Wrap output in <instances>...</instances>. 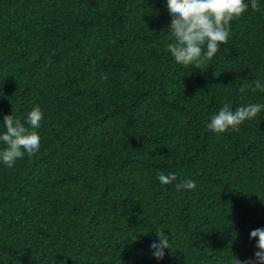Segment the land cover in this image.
<instances>
[{"label": "trees", "instance_id": "trees-1", "mask_svg": "<svg viewBox=\"0 0 264 264\" xmlns=\"http://www.w3.org/2000/svg\"><path fill=\"white\" fill-rule=\"evenodd\" d=\"M257 3L197 68L166 52L168 0H0V120L23 121L37 105L44 113L40 152L0 164V264L254 256L250 233L264 228V112L239 131L206 125L225 103L264 102L252 91L264 79ZM161 171L196 188L162 184ZM163 233L171 249L157 261L150 245Z\"/></svg>", "mask_w": 264, "mask_h": 264}, {"label": "clouds", "instance_id": "clouds-1", "mask_svg": "<svg viewBox=\"0 0 264 264\" xmlns=\"http://www.w3.org/2000/svg\"><path fill=\"white\" fill-rule=\"evenodd\" d=\"M258 9L257 0H168L167 11L171 17L169 33L170 46L166 52L183 66L199 67L217 55L222 44L231 34V22L239 19L248 9ZM243 85V93L248 88ZM252 91L264 93V79H256ZM264 112V102L247 103L235 109L228 103L210 117L206 127L217 134L229 130L239 131L240 125ZM42 109L37 105L28 111L22 121L13 114H4L0 120V164L12 168L26 155L31 158L41 150ZM27 125V126H26ZM162 184H174L177 190H193L196 182L191 178L179 179L175 173L157 174ZM256 240L254 256L245 261L238 258L233 264H264V228L251 231ZM136 240L133 238L132 241ZM172 241V240H171ZM168 236L158 234V240L151 243L152 255L163 261L166 250L171 249Z\"/></svg>", "mask_w": 264, "mask_h": 264}]
</instances>
